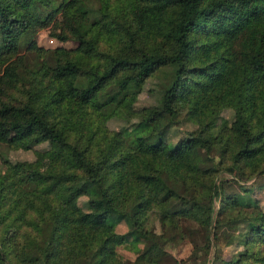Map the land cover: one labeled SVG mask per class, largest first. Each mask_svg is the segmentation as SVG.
I'll return each mask as SVG.
<instances>
[{
	"label": "trees",
	"instance_id": "16d2710c",
	"mask_svg": "<svg viewBox=\"0 0 264 264\" xmlns=\"http://www.w3.org/2000/svg\"><path fill=\"white\" fill-rule=\"evenodd\" d=\"M39 28L73 44L40 45ZM150 79L158 102L136 108ZM181 117L196 126L170 145ZM0 122L9 146L46 141L49 159H3L0 208H25L7 264H128L120 245L133 264H264V0H0ZM223 170L241 193H224ZM59 179L65 200L13 197L16 181ZM182 238L192 260L168 249Z\"/></svg>",
	"mask_w": 264,
	"mask_h": 264
},
{
	"label": "rangeland",
	"instance_id": "374dc122",
	"mask_svg": "<svg viewBox=\"0 0 264 264\" xmlns=\"http://www.w3.org/2000/svg\"><path fill=\"white\" fill-rule=\"evenodd\" d=\"M37 43L43 45L45 47H55L59 45L71 46L72 41H60L54 36L49 34L47 28H39L36 33ZM21 49L23 50V43L21 45ZM60 53L68 57L67 51H60ZM159 87L152 82V80H148L143 84L141 90L138 91L136 95V99L134 100V106L136 108H141L148 104H153L158 102V89ZM223 116H230V110L223 111ZM136 118H132L130 120L124 121L125 124H128L131 120H135ZM123 122V120H121ZM110 127L117 128L119 126V121L117 118H111L106 122ZM133 124V123H132ZM129 125V127L132 126ZM196 126V124L192 121V119H187L181 117L177 123L172 125L169 131L165 134V138L170 145L175 143V140L187 133L188 129H192ZM232 129L235 135V139L237 142L241 140L240 127L237 122L232 124ZM12 134L11 129L8 124L5 122H0V170H3L6 166L4 163V157L10 158L12 160H30L32 161L37 168H43L48 164V156L43 151L48 143L46 141H42L34 144L32 147L23 148V147H14L9 146L6 142V139L10 137ZM223 174V190L225 194H235L241 193L242 188L240 186V181L235 178V176L228 171H220L219 175ZM146 181L150 183L154 188H157L158 185L156 180L153 177L146 176ZM261 179V178H260ZM260 179L255 177H251L246 180L247 183L259 182ZM204 177L199 173H195L189 179V184L193 186L196 191L203 192L207 194L209 188L203 182ZM14 191L13 197L19 198L22 200L23 204L29 206L37 201V198L45 193H50L55 196L59 200H65L69 198L73 192L68 188V182L64 179H59L57 181H45L39 184L28 183L26 185H22L19 182H14L13 184ZM254 195L257 196L261 203L264 202V190L256 187L253 191ZM86 196L82 195L79 197L78 201L81 203ZM25 212L24 207L16 208L13 211L7 213L5 208H0V264H7L8 261V249L15 243L18 228L21 225L22 218ZM81 218L86 219L87 213L85 211H81L79 213ZM151 228L155 230H160L161 224L158 217L154 214L150 216L149 224ZM118 230H123L125 228V224L123 222L118 223L116 225ZM214 249H221L223 255L230 254L234 248L231 245H226L222 241H218L216 246L214 245ZM168 249L175 257L189 258L191 257V241L187 238V240L183 239L178 240L176 242H170L168 244ZM117 250L120 254L126 259L129 260L130 263H134L135 252L128 245H120L117 247ZM28 253L35 254V250L28 249Z\"/></svg>",
	"mask_w": 264,
	"mask_h": 264
}]
</instances>
